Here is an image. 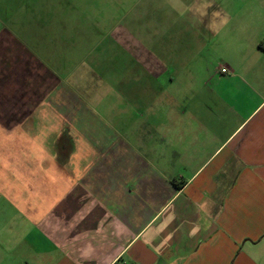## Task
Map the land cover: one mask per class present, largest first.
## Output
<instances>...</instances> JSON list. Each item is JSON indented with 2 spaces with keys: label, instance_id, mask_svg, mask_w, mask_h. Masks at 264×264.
Returning <instances> with one entry per match:
<instances>
[{
  "label": "crops",
  "instance_id": "crops-1",
  "mask_svg": "<svg viewBox=\"0 0 264 264\" xmlns=\"http://www.w3.org/2000/svg\"><path fill=\"white\" fill-rule=\"evenodd\" d=\"M166 13L0 35V264H264V11Z\"/></svg>",
  "mask_w": 264,
  "mask_h": 264
},
{
  "label": "rangeland",
  "instance_id": "rangeland-1",
  "mask_svg": "<svg viewBox=\"0 0 264 264\" xmlns=\"http://www.w3.org/2000/svg\"><path fill=\"white\" fill-rule=\"evenodd\" d=\"M120 7L126 12L133 7L135 11L161 10L167 12L165 18L159 15L156 17V21L166 20V28L155 34V40L159 44L170 43L172 51L169 50L168 45L166 55H162L168 60L175 58L173 51L178 43L187 41L189 45H192L196 38L194 30L185 31L181 23H185L189 18L182 16L183 21H181L179 12L190 11L191 14H194L199 10L214 9L219 10L221 14L235 13L237 16L234 17V20L238 26L244 30L249 27V31L242 34V37H245L247 41H252V34L255 40L254 31L257 30L259 34L263 28L258 15L260 11H264V0H0V35L5 30L10 31L15 39L21 40L22 35V40L30 43L31 50L34 52L36 46L40 50L39 46L35 45L36 41L37 43L48 42L49 45L58 44L60 42L57 41L58 30L69 25H76L79 28L75 32L99 28L98 24L102 20L101 13L110 12ZM250 11L254 13L253 17H238V15ZM221 20L220 25L224 24L225 19ZM21 29L22 31L28 30L20 33ZM37 30L38 32L41 30V33H38ZM60 36L62 39L64 34L61 33ZM65 36L64 38L68 39L66 34ZM68 36L70 37V35ZM223 37H220V42L227 40H224ZM90 40L96 41L94 38ZM221 46L226 45L221 44ZM162 52V49H157V57H160L159 53ZM187 67L191 72H194L195 69H192L191 65Z\"/></svg>",
  "mask_w": 264,
  "mask_h": 264
},
{
  "label": "clouds",
  "instance_id": "clouds-1",
  "mask_svg": "<svg viewBox=\"0 0 264 264\" xmlns=\"http://www.w3.org/2000/svg\"><path fill=\"white\" fill-rule=\"evenodd\" d=\"M215 15H219V13H216ZM227 18H225V20L223 21L224 24H227ZM201 207H203V205H201Z\"/></svg>",
  "mask_w": 264,
  "mask_h": 264
},
{
  "label": "built area",
  "instance_id": "built-area-1",
  "mask_svg": "<svg viewBox=\"0 0 264 264\" xmlns=\"http://www.w3.org/2000/svg\"><path fill=\"white\" fill-rule=\"evenodd\" d=\"M222 71H224V70H222Z\"/></svg>",
  "mask_w": 264,
  "mask_h": 264
}]
</instances>
